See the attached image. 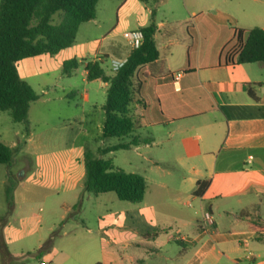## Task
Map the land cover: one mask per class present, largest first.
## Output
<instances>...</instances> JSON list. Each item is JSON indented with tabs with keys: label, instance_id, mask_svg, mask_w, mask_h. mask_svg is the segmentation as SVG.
<instances>
[{
	"label": "crops",
	"instance_id": "1",
	"mask_svg": "<svg viewBox=\"0 0 264 264\" xmlns=\"http://www.w3.org/2000/svg\"><path fill=\"white\" fill-rule=\"evenodd\" d=\"M118 1L114 25L101 34L94 33L105 26L96 13L95 19L79 27L71 47L55 56L40 55L19 61V75L33 88L31 81L49 79L61 72L64 62L74 58L109 61L107 69H111L113 60L125 62L132 50L124 37L129 31L122 34L121 28L140 30L154 20L159 57L138 71L147 107L143 121L128 136L131 140L122 143L136 140L138 144L132 147L147 149L153 157L152 167L170 177L179 174L180 180L160 181L152 193L147 185L143 201L125 202L129 205H123L124 201L112 192L98 196L86 192L85 155L95 133L102 134L103 106L96 115L86 114L82 120H76L79 116L75 115L73 122H48L52 109L64 113L70 104L51 107L56 97L65 99L67 91L61 96L50 95L46 87L42 94L49 96H39L35 101L42 103L38 118L31 119L33 102L27 125L16 132L21 137L9 146L14 150L12 164L17 162L16 157H24L26 165L19 171H23L21 177L25 178L32 170L35 174L55 171L57 157L62 156L64 172L74 168L72 179L67 185H58L55 180L41 181V185L35 186L45 194L38 200L18 197L22 186L15 185L13 211L5 223L0 222L13 261L5 263L0 254V264H25L20 259L30 254L27 246L21 252L15 251V244L25 237L36 238L39 264L264 261V63L227 62L228 56L236 60L238 55L235 29H248L239 27L232 14L217 7L206 12L192 11L188 21L181 23L171 18L159 19L157 9L141 0ZM239 12L246 18L252 16V11L243 7ZM81 66L87 84L84 94L92 93L93 97L100 90L106 93L107 84L100 79L87 82V72ZM177 74H181L178 79ZM100 143L102 149L113 146ZM112 153L100 157L107 159ZM48 155V162L42 159ZM74 161L77 167H73ZM6 171L12 175V165L6 166ZM28 184L32 186L29 182L23 187ZM31 189L25 192L29 194ZM49 202L54 217L60 214L59 219L65 221L63 231L58 233L61 243L57 248L54 242L45 244L62 222H45L34 211V205ZM26 208L33 211L29 216L23 215L29 226L24 237L19 232L7 236L12 217ZM205 212L212 215V226L204 220ZM87 213L91 215V227L87 226ZM78 217L80 222L76 221ZM32 218L37 220L34 225ZM69 219L73 220L71 228Z\"/></svg>",
	"mask_w": 264,
	"mask_h": 264
},
{
	"label": "trees",
	"instance_id": "2",
	"mask_svg": "<svg viewBox=\"0 0 264 264\" xmlns=\"http://www.w3.org/2000/svg\"><path fill=\"white\" fill-rule=\"evenodd\" d=\"M141 1L149 4V0ZM98 2L99 0L0 1V111H9L14 122L27 125L30 106L39 96L30 84L21 79L17 63L40 55L55 56L61 50L71 47L75 43L79 27L95 19ZM154 14L152 11L153 18ZM56 15L60 16L58 22L54 21ZM140 30L144 36L142 44L130 51L125 63L117 70L104 67V60L74 58L63 63L61 73L65 77H72L79 66L84 65L87 82L100 79L107 84L103 130L99 140L128 137L135 133L138 124L143 121L147 104L142 95L138 71L156 61L159 51L155 41L157 26L154 20ZM234 37L238 55L236 60L228 56V63H264L263 28L235 29ZM192 39L195 40L194 36ZM249 93L255 98L252 88H249ZM74 95L75 93H71L70 96ZM137 144L136 140L128 144L119 143L100 148L98 153L104 156L117 150L130 149ZM13 156L14 150L0 141V165L10 167ZM84 165L86 192L94 196L112 192L119 200L135 204L143 201L147 183L140 174L121 169L112 171L111 158H98L89 153L85 155ZM6 200L9 210L0 216L1 223L8 220L14 207L13 198L8 193ZM0 254L5 263L13 261L1 231Z\"/></svg>",
	"mask_w": 264,
	"mask_h": 264
},
{
	"label": "rangeland",
	"instance_id": "3",
	"mask_svg": "<svg viewBox=\"0 0 264 264\" xmlns=\"http://www.w3.org/2000/svg\"><path fill=\"white\" fill-rule=\"evenodd\" d=\"M141 4L143 3L141 2ZM149 4L153 9H157L159 19L171 18L183 23L188 21L192 11L198 13L202 11L206 12L210 7H217L223 12L232 14L233 17L238 21V26L241 28H246L249 30L254 27H264V0H149ZM119 5L120 2L118 0H99L97 5L98 19L103 21L105 26L102 29L95 30L94 33L101 34L105 31V29H108L114 25L117 19L116 11ZM240 7L252 11V16H249L248 18L242 16L239 12ZM59 19V15L54 17L55 22H58ZM130 29V26L121 28V33L123 34L125 30L130 31ZM121 39L124 40L122 37ZM109 65L110 62L106 61L104 67L108 68ZM31 82L33 84V89H35L37 95L42 99H45L49 96L42 94V90L46 87H48L50 95L56 94V96H61L64 90L67 91L65 99L56 97L55 103H52L50 106L53 107L54 105L69 103L70 109L66 110L64 113H60L57 109H52L51 113H49V116L46 119L48 122H53L55 120H60V122H67L71 120L73 122L75 119L73 120L72 118L75 115L79 116V118L76 120H82L86 114L96 115L97 112L100 111L101 106H103L106 101V93H103L102 90H100L98 93H94L93 97L92 93L87 96L84 94V89H86L87 84L85 82V71L82 66H80L75 74L70 78L63 76L61 72H57L56 74L51 75L49 79L38 78L37 80H33ZM71 93H75V95L70 96ZM41 105V102L33 103L31 119L36 120L38 118L37 115ZM39 124H41V122H39ZM18 129L23 131L24 124L14 122L9 111H0V141L7 146H10L13 144V142H17L21 137V135H16ZM100 136L101 133H95L94 141H91L90 145L88 146L89 154H92L98 158H101V155L98 153L99 149L102 147L100 141H104L105 146H108L122 142H129L131 140V138L128 137H123L120 139L109 138L106 140H99ZM109 157L112 159V171L121 169L125 172L137 173L143 176L147 182L149 193H152L154 190H156V184L160 181L169 179L180 180L179 174L170 177L167 176L165 172L152 167L150 160L153 157L144 147L140 149L131 147L129 150H117L114 151ZM16 158L17 162L12 164V175L7 173L5 165H0V215L5 214L9 210L6 200L7 193L12 196L15 185H18V183H20L22 186L17 191L18 197L22 198L23 196H27L28 199L38 200L41 199L45 194L43 189L35 186L41 185V181L55 180L58 182V185L60 183L67 185L72 179L74 168L70 169L69 172H64L62 156L57 157L55 171H41L40 173L37 172V174H35V171L32 170L29 172L28 177L25 178L21 177L23 175V171H19L26 165L24 163L25 159L24 157L22 159L20 157ZM50 158L51 156L49 155L42 157V159H45L47 162ZM77 166L78 163L74 161L73 167ZM29 182L32 183V186L28 184L26 188L25 186L23 187V184ZM28 188H32L31 193L29 194L25 192ZM122 204L129 205L125 202H122ZM34 207H36L34 211L41 214L45 222H52L55 219H57L59 223L62 222L61 224L57 225L56 229L49 234V238L45 244V246H48L54 242L57 248L61 243V238L58 236V233L61 231L65 221L59 219L60 214L57 215V217H54V214L50 212V202L48 204H40L37 206L34 205ZM40 207H42V210ZM11 211H13V209ZM32 211L33 210L31 208H26L22 212L17 211V213L12 217L11 228L6 232L7 236L19 232L20 234L23 233L24 237V231L29 228L27 221H24V216H29ZM85 216L88 219L87 226L91 227V215L87 213ZM76 221L80 222L79 217L76 219ZM31 222V225H34V223L36 224L37 220L32 218ZM67 222L70 223L68 228H71L73 220L69 219ZM14 242L16 241H11V244ZM25 246H27L29 250L28 252L30 254L24 255L20 260H22L25 264H39L37 257L38 252H36V238L25 237V239H22V241L15 244V247H18L15 248V251L21 252V248L24 249ZM175 247L179 248L180 246L175 244ZM22 252L26 253L25 250ZM13 264L18 263L14 262ZM258 264H264V261L262 260Z\"/></svg>",
	"mask_w": 264,
	"mask_h": 264
},
{
	"label": "built area",
	"instance_id": "4",
	"mask_svg": "<svg viewBox=\"0 0 264 264\" xmlns=\"http://www.w3.org/2000/svg\"><path fill=\"white\" fill-rule=\"evenodd\" d=\"M124 37L125 39L128 41L131 49H137L138 47H140V45L143 42V33L141 32V30H135V31H129L124 33ZM125 62H121V61H116L113 60L112 64H111V68L113 70H117L119 69ZM181 74H177L176 78H180ZM204 220L206 221V223L210 226L213 225V218L212 215L209 212H205L204 213ZM41 264H46L44 262H41Z\"/></svg>",
	"mask_w": 264,
	"mask_h": 264
}]
</instances>
